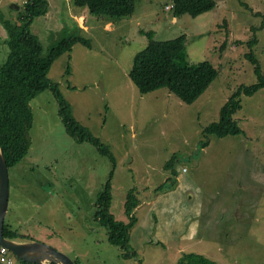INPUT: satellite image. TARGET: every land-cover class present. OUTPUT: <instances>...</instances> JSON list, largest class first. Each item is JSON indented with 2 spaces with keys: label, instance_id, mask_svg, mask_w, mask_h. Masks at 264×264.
Masks as SVG:
<instances>
[{
  "label": "rangeland",
  "instance_id": "1",
  "mask_svg": "<svg viewBox=\"0 0 264 264\" xmlns=\"http://www.w3.org/2000/svg\"><path fill=\"white\" fill-rule=\"evenodd\" d=\"M0 1V14L16 20L12 3ZM172 1L136 0L134 14L114 23L63 0L31 25L45 50L75 34L92 42V48L78 43L58 58L48 77L80 124L115 156L116 219L128 221L126 196L136 189L141 204L130 243L138 255L124 258L95 218L96 198L113 162L67 133L51 89L31 101L32 145L10 169L8 219L21 233L82 264H177L189 252L217 264H264V88L241 96L235 119L243 133L207 138L203 131L220 120L242 85L258 81L256 64L247 57L252 50L264 74V0H216V8L198 17H175L167 7ZM150 32L157 40L186 34L184 63L208 60L219 70L194 103L167 88L142 94L132 81L135 55L147 47ZM254 37L258 42L251 47ZM1 39L0 66L9 52ZM173 158L177 178L165 167ZM170 177L176 186L156 192ZM14 264H20L17 258Z\"/></svg>",
  "mask_w": 264,
  "mask_h": 264
},
{
  "label": "trees",
  "instance_id": "2",
  "mask_svg": "<svg viewBox=\"0 0 264 264\" xmlns=\"http://www.w3.org/2000/svg\"><path fill=\"white\" fill-rule=\"evenodd\" d=\"M74 4L82 12L87 9L92 16L101 20L118 22L123 18L131 17L136 8V0H73ZM23 7L19 11L16 20L6 19L0 14V23L7 32L5 43L9 52L7 59L0 66V145L6 156L9 171L20 163L30 152L32 141L29 136L34 122V113L31 101L47 90H53L59 102V115L67 133L78 143L89 142L102 154L107 155L113 162L110 178L103 189L98 193L95 206V218L108 230V239L112 245L122 251L126 259L136 257L137 251L131 246L130 239L133 228L138 223L136 209L141 204L140 197L135 188L130 189L125 201V214L128 221L115 218L111 212L113 193L112 179L115 174V156L110 147L95 137L90 130L84 127L76 119L72 106L63 97L50 78L49 72L58 58L70 53L78 43L92 48L89 38L81 35H70L63 38L55 46L44 49L40 38L33 34L31 25L36 18L46 16L50 10L48 0H22ZM172 11L175 17L189 14L192 17L209 12L217 7L216 0H173ZM261 28H264V20ZM68 33V29H64ZM77 31V29H76ZM149 43L134 58L130 77L142 94L150 93L161 88H167L183 102L192 104L210 87L219 76V70L208 60L196 64L184 63L186 53V34L173 39L157 40L154 33L149 34ZM258 38L248 44L253 47ZM247 57L256 64L258 81L250 86L242 85L227 101L221 110L220 120L211 123L203 131L204 135L227 137L243 133L235 115L242 109V94L248 96L264 88V74L262 73L259 59L252 50ZM181 60L183 63L177 62ZM187 60V59H186ZM188 61V60H187ZM208 138V137H207ZM209 141H204L208 146ZM174 158L166 163V169L172 171L177 178L178 173L174 169ZM170 177L164 184L156 189V192L165 191L166 188L175 187L177 179ZM4 236L17 241H34L32 237L21 233L11 224L6 217ZM18 259V258H17ZM74 260V259H73ZM20 264L29 263L18 259ZM76 264H82L79 259ZM57 264V263H49ZM177 264H217L216 261L196 252L184 253Z\"/></svg>",
  "mask_w": 264,
  "mask_h": 264
},
{
  "label": "water",
  "instance_id": "3",
  "mask_svg": "<svg viewBox=\"0 0 264 264\" xmlns=\"http://www.w3.org/2000/svg\"><path fill=\"white\" fill-rule=\"evenodd\" d=\"M10 171L0 145V247L9 250L16 258L37 264H76L67 254L41 241H17L4 236V225L10 204Z\"/></svg>",
  "mask_w": 264,
  "mask_h": 264
},
{
  "label": "crops",
  "instance_id": "4",
  "mask_svg": "<svg viewBox=\"0 0 264 264\" xmlns=\"http://www.w3.org/2000/svg\"><path fill=\"white\" fill-rule=\"evenodd\" d=\"M6 1H8V4H11L12 3V7H11V10L12 11H15V12H19L20 11V9H21V7H20V3H22V0H6ZM63 0H54V2H53V5H51V3H50V10H49V12H48V14L47 15H49V14H51L52 13V11L54 10V9H56L57 7H58V5L62 2ZM1 2V1H0ZM46 15V16H47ZM45 16V17H46ZM4 27L2 26V24L0 23V35H2V39H1V42L3 43V42H5L6 41V39H7V32H6V30H5V28L3 29ZM4 45V44H3ZM0 51L4 54V52H5V48L3 49V46L2 45H0ZM34 241H38V240H34ZM42 242V241H41ZM43 243H45V242H43Z\"/></svg>",
  "mask_w": 264,
  "mask_h": 264
},
{
  "label": "built area",
  "instance_id": "5",
  "mask_svg": "<svg viewBox=\"0 0 264 264\" xmlns=\"http://www.w3.org/2000/svg\"><path fill=\"white\" fill-rule=\"evenodd\" d=\"M15 257L4 247H0V264H14Z\"/></svg>",
  "mask_w": 264,
  "mask_h": 264
},
{
  "label": "clouds",
  "instance_id": "6",
  "mask_svg": "<svg viewBox=\"0 0 264 264\" xmlns=\"http://www.w3.org/2000/svg\"><path fill=\"white\" fill-rule=\"evenodd\" d=\"M169 9H171L172 10V7H173V5L171 4L170 6H167ZM17 13H19V12H17ZM17 16V15H16ZM45 17V16H44ZM14 256V255H13ZM15 257V256H14ZM16 258V257H15Z\"/></svg>",
  "mask_w": 264,
  "mask_h": 264
}]
</instances>
